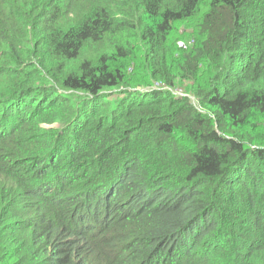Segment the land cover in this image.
Segmentation results:
<instances>
[{"label":"trees","instance_id":"trees-1","mask_svg":"<svg viewBox=\"0 0 264 264\" xmlns=\"http://www.w3.org/2000/svg\"><path fill=\"white\" fill-rule=\"evenodd\" d=\"M204 1L0 0V264H264V0Z\"/></svg>","mask_w":264,"mask_h":264},{"label":"rangeland","instance_id":"rangeland-1","mask_svg":"<svg viewBox=\"0 0 264 264\" xmlns=\"http://www.w3.org/2000/svg\"><path fill=\"white\" fill-rule=\"evenodd\" d=\"M206 4L207 0L204 1L202 5V10L206 9ZM201 13L188 18L184 20L183 22H175L174 23V30L173 33L169 36L168 39V45L172 49L173 57L176 59L179 56V53L181 52L182 49H188L190 48L193 44H195L200 37H202V31L201 28L199 27V20H200ZM140 55V54H138ZM136 64L134 66V69L136 68ZM154 85H158L157 83L155 84H150V85H139L137 86L138 88L141 89H147L151 90L156 88ZM176 91L180 94H188L186 93V90L183 88H176Z\"/></svg>","mask_w":264,"mask_h":264}]
</instances>
